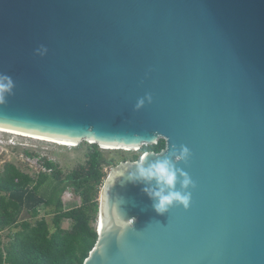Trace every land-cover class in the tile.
Instances as JSON below:
<instances>
[{
    "label": "water",
    "instance_id": "95a60500",
    "mask_svg": "<svg viewBox=\"0 0 264 264\" xmlns=\"http://www.w3.org/2000/svg\"><path fill=\"white\" fill-rule=\"evenodd\" d=\"M0 73V127L190 149L187 209L113 168L85 264H264V0H0Z\"/></svg>",
    "mask_w": 264,
    "mask_h": 264
},
{
    "label": "trees",
    "instance_id": "16d2710c",
    "mask_svg": "<svg viewBox=\"0 0 264 264\" xmlns=\"http://www.w3.org/2000/svg\"><path fill=\"white\" fill-rule=\"evenodd\" d=\"M165 146L160 139L140 150L160 152ZM139 159V155L132 158ZM113 164L96 143L89 144L86 161L67 178H61L62 171L52 160L45 159L46 170L34 174L7 162L0 170V264H85L99 238L96 224L107 178L104 169ZM70 186L81 202L65 208L62 195ZM50 206H54L52 225L41 217ZM64 220L71 221L69 228Z\"/></svg>",
    "mask_w": 264,
    "mask_h": 264
},
{
    "label": "rangeland",
    "instance_id": "374dc122",
    "mask_svg": "<svg viewBox=\"0 0 264 264\" xmlns=\"http://www.w3.org/2000/svg\"><path fill=\"white\" fill-rule=\"evenodd\" d=\"M14 142V143H12ZM90 142H81L80 144L63 145L42 139H36L28 136H22L0 131V170L4 168L7 162H12L23 168L26 172L34 174L39 170H46L43 165L45 159L52 160L59 165L61 178H67L73 171L77 170L86 161V153ZM70 145V146H69ZM103 155L107 160H113V165H107L105 172L107 177L111 174L113 168L122 162L131 161L133 156H142V150L121 149V148H102ZM28 150L36 155L31 157L25 153ZM35 184V183H34ZM65 208H71L79 205L81 200L74 193L73 187H68L62 195ZM100 198V197H99ZM54 216V206L42 210L41 217H45L52 225ZM29 218L27 214L22 216ZM70 220H64V227L69 228ZM97 225V224H96Z\"/></svg>",
    "mask_w": 264,
    "mask_h": 264
},
{
    "label": "clouds",
    "instance_id": "9594fccd",
    "mask_svg": "<svg viewBox=\"0 0 264 264\" xmlns=\"http://www.w3.org/2000/svg\"><path fill=\"white\" fill-rule=\"evenodd\" d=\"M41 55L47 53V48L41 46L37 49ZM15 87L14 80L7 74L0 73V103L7 95L12 94ZM151 102V95L146 97ZM145 104V98H140L136 104L139 109ZM191 155L187 146L173 147L166 156L157 157L155 160L141 158L127 171V180L134 184H142V191L152 200L153 208L160 214L168 212L170 207L181 204L184 208L190 206V187H195L191 176L183 168L178 167L179 162H187ZM124 174V175H125ZM179 185V187H177ZM132 223L135 217L129 219Z\"/></svg>",
    "mask_w": 264,
    "mask_h": 264
},
{
    "label": "bare ground",
    "instance_id": "6f19581e",
    "mask_svg": "<svg viewBox=\"0 0 264 264\" xmlns=\"http://www.w3.org/2000/svg\"><path fill=\"white\" fill-rule=\"evenodd\" d=\"M0 131H4L7 133H12V134H17V135H22V136H28V137H32V138H36V139H42V140H46V141H50V142H54V143H58V144H71V145H75L76 143L72 140H66V139H61V138H55V137H45V136H40L38 134H33V133H27V132H22V131H17V130H12V129H7V128H3L0 127ZM104 148H114L105 144H101ZM70 146V145H69ZM116 148H121V149H139V148H129V147H116Z\"/></svg>",
    "mask_w": 264,
    "mask_h": 264
},
{
    "label": "built area",
    "instance_id": "2783aa9c",
    "mask_svg": "<svg viewBox=\"0 0 264 264\" xmlns=\"http://www.w3.org/2000/svg\"><path fill=\"white\" fill-rule=\"evenodd\" d=\"M13 135H14V134H13ZM12 143H14V142H12ZM156 144H158V142H157Z\"/></svg>",
    "mask_w": 264,
    "mask_h": 264
}]
</instances>
